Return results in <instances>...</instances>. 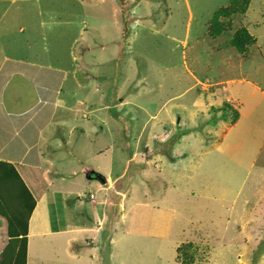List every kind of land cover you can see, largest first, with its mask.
I'll use <instances>...</instances> for the list:
<instances>
[{
    "label": "rangeland",
    "instance_id": "obj_1",
    "mask_svg": "<svg viewBox=\"0 0 264 264\" xmlns=\"http://www.w3.org/2000/svg\"><path fill=\"white\" fill-rule=\"evenodd\" d=\"M84 2L0 0V66L5 58L27 57L66 70L70 92L61 98L73 99L76 118L57 135L46 127L61 147L51 146L52 153L62 167L71 162L78 186L95 184L102 199L123 195L124 209L132 205L125 216L139 230L127 231L124 220L113 223L120 208H108L115 249L104 238L94 241L91 231L66 243L68 235L42 232L59 224L40 205L29 223L28 264H183L184 253L197 264H264V199L255 191H264V0ZM60 8L69 33L56 32L58 38L49 32ZM211 25L215 39L207 35ZM240 27L257 38L244 56L228 47ZM16 82L25 81L16 76L12 87ZM42 85L23 88L28 106H40L38 93L49 89ZM18 92L15 86L7 95ZM99 175L109 177L106 186ZM13 176L15 186L0 206L3 241L28 219L34 202Z\"/></svg>",
    "mask_w": 264,
    "mask_h": 264
},
{
    "label": "crops",
    "instance_id": "obj_2",
    "mask_svg": "<svg viewBox=\"0 0 264 264\" xmlns=\"http://www.w3.org/2000/svg\"><path fill=\"white\" fill-rule=\"evenodd\" d=\"M85 3L86 0L83 4ZM53 5L59 7L55 3V0H53ZM60 11L62 15L50 18L52 24L49 33L53 37L58 38H60V35L56 34V32L63 30L69 33L68 29L63 27L62 24L63 20H65L63 9L60 8ZM83 18L89 17L85 16ZM48 22L42 26H45ZM129 27L128 25L124 32H127ZM9 29L7 28L6 30L9 31ZM207 35L213 39L216 38L212 32L209 34L207 31ZM253 38L257 41V38L254 36ZM228 47L233 48L231 45H228ZM133 55L135 54L130 56ZM73 61L75 62V57H73ZM65 71V69L59 66L49 67L47 65L34 64L27 57L4 59L0 66V162L10 164L14 168V171L19 175V178L26 186L34 201L32 212L28 216V237L33 235V233H29V223L34 217V215H31L41 211L42 209L39 206L42 205L45 206L43 209H45L46 216H52L50 220L59 224L58 228L52 226L42 231L46 233V236L56 234L64 239L68 235L65 242L72 243L79 241L83 234H90L89 231H91L94 241H96L97 237L98 240L104 238L111 242L114 247L113 249H115L116 245H113L115 239L109 236L110 228H112L109 227L111 223L108 226L105 224L108 208H120V213L116 216L113 223L118 224L119 220H124L126 224L124 229L128 231L134 227V230H139L136 227V221H134L131 215L125 216L126 209L129 213L132 205L130 208L126 206V209H124L123 206H125L126 201H124L121 194L119 201L113 198L106 199L109 195L105 199H102L100 195L101 189L97 188L93 183L88 182L85 186H78L76 180L77 176H79L77 175L78 171L74 169L71 162L66 163V161H62V163H66L62 167V164H59L61 160L55 158L52 153L54 150L51 146L59 150L61 148L56 136L54 135L55 138L46 136L48 134L47 126H53L56 133L60 131L59 127L71 124L76 118V104L70 105L69 103V101L74 102L73 99L63 101L61 98V96H67L70 92L68 85V89L65 88L66 77H69ZM16 76H19L25 82H16L15 86L19 87V92L11 97L7 95V91L15 87H12V81ZM40 83H44L42 86H47L49 89L43 93H38L40 106H28L27 101L30 96L27 92H24L23 88L33 87L34 89H38ZM196 84L200 88L199 86H203L204 82L198 81ZM80 86L83 88V85ZM254 90L252 95L254 94ZM228 92L230 95L233 94L231 90ZM262 92L264 93V90ZM238 120L239 117L230 126H235ZM68 141V139H63L64 146H67L66 143ZM47 144L50 145L44 149L45 146L43 147V145ZM64 149L67 151V148L64 147ZM68 149V152L71 151L70 148ZM67 153H63L60 158H65ZM75 159L81 163L78 157ZM89 175L90 170L85 165L82 171L83 179L88 180ZM124 176L125 174H123V180ZM103 178L105 179L104 183L98 182L106 186L110 179L109 177ZM255 191L261 199H264V191L258 188ZM81 192H86L87 194H81ZM89 194L95 196L94 201L89 199ZM84 198L88 204L83 201ZM139 204L140 202L136 199L134 207H137ZM1 205L2 203H0ZM59 206L60 208L57 210L56 208ZM65 206H73L74 209L73 211L69 210L70 212L67 214L66 211L62 210ZM202 221L204 219L200 222ZM80 222L89 223L85 226H80L78 225ZM127 222H130V224H127ZM66 225H71L72 227L66 229ZM93 233L97 235L95 236ZM1 239L3 240L2 235ZM69 251H71L70 248ZM27 255L29 256L28 244ZM28 256L26 264H28Z\"/></svg>",
    "mask_w": 264,
    "mask_h": 264
},
{
    "label": "trees",
    "instance_id": "obj_3",
    "mask_svg": "<svg viewBox=\"0 0 264 264\" xmlns=\"http://www.w3.org/2000/svg\"><path fill=\"white\" fill-rule=\"evenodd\" d=\"M247 4L241 5L242 7L240 8L241 12L245 11V6ZM221 15H226L227 17L230 14H235L234 13H226L225 11L221 10L219 12ZM226 17V18H227ZM217 19V17L215 16ZM219 20V17L218 19ZM222 23L219 21L217 22V25L213 23L214 26V31L216 30V27H219ZM212 25L209 26V31H211ZM212 32V31H211ZM242 37H246L247 40L242 39ZM256 39H254L252 36L248 34V31L245 27H240L235 34L233 35V38L231 39V42L229 45H231L233 48L237 50L239 55L244 56L246 52L248 51V47H246L249 44H255ZM5 166V170H2L0 172V203L6 204L8 201V193L12 191L13 189V180L12 178L14 177L13 174L18 175L15 171L14 168L7 163L0 162V167ZM20 184V178L17 176L16 178ZM20 179V180H19ZM15 186V184H14ZM10 196V195H9ZM34 202L30 205V213L32 212ZM16 214V212H14ZM28 219H22L16 222L14 227L12 228V232H8V240L3 241L1 239V234H0V240H1V247H0V253H2V257L0 258V264H26L27 262V237H28ZM18 238H21V250H16V243L18 241ZM3 242V243H2ZM189 246H192L189 244ZM183 255L186 256L187 260L185 257H183V264H197L198 262L196 261L195 255H190L188 256L187 253H184ZM181 263V262H179Z\"/></svg>",
    "mask_w": 264,
    "mask_h": 264
},
{
    "label": "water",
    "instance_id": "obj_4",
    "mask_svg": "<svg viewBox=\"0 0 264 264\" xmlns=\"http://www.w3.org/2000/svg\"><path fill=\"white\" fill-rule=\"evenodd\" d=\"M96 179H98L101 183H104L105 179L102 176H95Z\"/></svg>",
    "mask_w": 264,
    "mask_h": 264
},
{
    "label": "clouds",
    "instance_id": "obj_5",
    "mask_svg": "<svg viewBox=\"0 0 264 264\" xmlns=\"http://www.w3.org/2000/svg\"><path fill=\"white\" fill-rule=\"evenodd\" d=\"M208 28V33L210 34L211 33V31H209V26L207 27ZM90 196V194L88 195V197ZM89 199H90V197H89ZM95 200V196H94V199L93 200H91V201H94ZM127 224H130V222H127Z\"/></svg>",
    "mask_w": 264,
    "mask_h": 264
},
{
    "label": "built area",
    "instance_id": "obj_6",
    "mask_svg": "<svg viewBox=\"0 0 264 264\" xmlns=\"http://www.w3.org/2000/svg\"><path fill=\"white\" fill-rule=\"evenodd\" d=\"M90 200H93L94 199V195L90 194Z\"/></svg>",
    "mask_w": 264,
    "mask_h": 264
}]
</instances>
